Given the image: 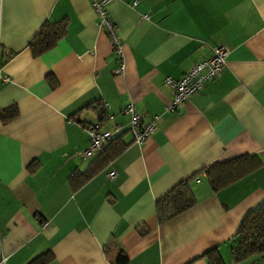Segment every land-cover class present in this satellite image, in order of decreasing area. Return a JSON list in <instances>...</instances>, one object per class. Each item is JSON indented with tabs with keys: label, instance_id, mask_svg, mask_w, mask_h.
<instances>
[{
	"label": "crops",
	"instance_id": "1",
	"mask_svg": "<svg viewBox=\"0 0 264 264\" xmlns=\"http://www.w3.org/2000/svg\"><path fill=\"white\" fill-rule=\"evenodd\" d=\"M124 70L96 26L91 0H0V252L4 264H208L216 249L233 264L242 216L264 202V0H114ZM144 16H147L145 18ZM64 33L40 56L29 44L45 23ZM222 46L225 66L171 110L173 90L191 65ZM52 77V84L48 77ZM132 103L144 122L157 117L143 144L133 142ZM119 125L123 150L109 164L83 159L85 128ZM254 156L257 167L211 190L204 169ZM95 166L76 183L72 175ZM115 177L107 178V173ZM188 180L195 204L162 223L156 202ZM238 264H264V256Z\"/></svg>",
	"mask_w": 264,
	"mask_h": 264
},
{
	"label": "trees",
	"instance_id": "2",
	"mask_svg": "<svg viewBox=\"0 0 264 264\" xmlns=\"http://www.w3.org/2000/svg\"><path fill=\"white\" fill-rule=\"evenodd\" d=\"M64 33V24L62 22H45L33 40L29 44V49L33 57L40 56L44 52L53 48L56 42ZM52 84V77H48ZM17 107L12 104L4 108L0 113L3 121H10L17 116ZM122 135L112 139L111 143L98 153L96 161L109 164L124 148ZM254 156L241 157L230 161L215 163L204 169L208 184L213 191H217L237 179L253 171L258 163L254 161ZM96 167H88L80 174L72 175L76 183L89 179L95 172ZM195 204V198L190 188L188 180H183L171 188L163 197L156 202L157 221L162 223L171 219ZM235 246L231 250V259L233 264H238L248 258L264 256V202L249 209L241 218L237 230L233 236ZM208 264H224L216 249L210 250L202 256ZM53 257L50 251H45L28 264H49ZM125 255H121L117 264H126Z\"/></svg>",
	"mask_w": 264,
	"mask_h": 264
},
{
	"label": "built area",
	"instance_id": "3",
	"mask_svg": "<svg viewBox=\"0 0 264 264\" xmlns=\"http://www.w3.org/2000/svg\"><path fill=\"white\" fill-rule=\"evenodd\" d=\"M114 0H91V6L96 15V26L101 29L109 39L112 51L119 57L120 64L114 70V74L120 75L124 70V61L121 53V38L117 28L110 18L108 7ZM147 18V16H144ZM226 50L222 46L211 50V55L203 61L195 63L178 79L165 78V83L173 90V98L167 106V110L175 108L184 103L190 96L201 91L206 81L219 76L225 66ZM4 82L8 81L7 76H0ZM130 117L129 132L133 142L143 144L144 141L154 132L157 117L150 122H144L142 115L137 113L132 103L127 104L124 109ZM120 129L119 125H114L113 129H103L98 123L90 124L85 128L88 136V146L80 152L83 159L102 153L105 143L109 141L114 132ZM107 178L115 177V172L110 171ZM5 256L0 252V264H4Z\"/></svg>",
	"mask_w": 264,
	"mask_h": 264
}]
</instances>
